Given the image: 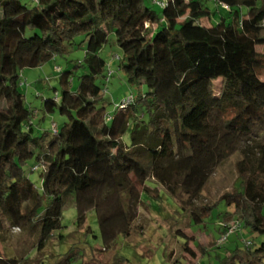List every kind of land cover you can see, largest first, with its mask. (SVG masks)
I'll return each mask as SVG.
<instances>
[{"label":"trees","instance_id":"1","mask_svg":"<svg viewBox=\"0 0 264 264\" xmlns=\"http://www.w3.org/2000/svg\"><path fill=\"white\" fill-rule=\"evenodd\" d=\"M210 1L224 6L226 16L212 22ZM160 6L158 15L145 0H0V236L21 229L36 237L40 251L74 205L78 227L95 211L101 250L110 251L135 232L143 198H160L149 182L174 198L182 192L196 200L242 142L264 137V0H164ZM110 34L123 52L114 59L118 68L139 89L114 115L106 112L103 84L112 67L100 56ZM76 44L85 49L75 66L84 74L62 71L53 95L37 94L43 117L35 123L38 110L26 105L21 72ZM55 112L66 122L38 132ZM256 149L257 159L246 155L238 163L234 193L222 198L233 206L220 227L224 239L234 230L230 222L264 234V183L256 174L264 172V144ZM30 162L31 172L41 173V188L29 178ZM213 206L203 208L206 217ZM203 218L193 212L188 225ZM96 250L85 251L80 264ZM28 252L0 257V264H22ZM76 252L73 246L50 263L74 264ZM113 261L128 263L118 254ZM221 261L264 264V241Z\"/></svg>","mask_w":264,"mask_h":264},{"label":"rangeland","instance_id":"2","mask_svg":"<svg viewBox=\"0 0 264 264\" xmlns=\"http://www.w3.org/2000/svg\"><path fill=\"white\" fill-rule=\"evenodd\" d=\"M162 1L164 0H145L146 5L158 15L162 14L160 6ZM208 6L214 12L212 22H216L221 16H226L224 6L219 7L214 1L208 2ZM201 24L209 27L210 21L203 19ZM80 40V38L77 39V43ZM259 50L264 52V46ZM100 56L111 63L113 70L109 82H103V84H106L104 96L110 103L106 107V112L114 115L116 105L124 99L136 97L139 89L128 84L126 75L118 68V62L114 60L116 56L122 58L123 52L116 44L113 34H110ZM84 57L85 49L76 44L69 47L64 55H57L42 66L24 69L21 72L23 84L20 86V90L25 95L26 105L38 110L34 118L35 123L43 117V113L40 111L41 97L51 96L54 94L53 88H59L60 72L71 70L77 75L84 74L83 69L75 67L76 64L83 62ZM260 79L264 81V72L260 73ZM99 84L101 85L102 82ZM220 86L221 82L216 81V94L219 93ZM140 90L143 91L145 88L142 87ZM37 94H40L41 97H38ZM66 120V117L55 112L41 121L42 129L41 127L36 128L38 132L40 130L42 132L49 130L53 122L61 126ZM259 134L263 135V132ZM259 143L264 144V137H255L250 142H242L238 150L216 168L196 200H188L182 192H178L177 197L174 198L158 184L149 182V186L157 188L160 198H146L147 196L143 198L147 200V206L144 203L140 204L138 219L134 224L135 232L127 238L121 236L115 249L101 250L103 243L95 211L90 210L87 213L85 224L78 227L76 223L77 210L74 205H71L62 214L64 228L55 232L56 234L46 248L37 251L35 236L33 237L21 229L12 228L0 236V257L16 256L20 258L29 251L28 254H31V258L22 264H40L46 255L52 253V257L48 261L51 264L50 262H55L58 254L67 252L76 246L78 259L74 264H80L85 251L91 254L90 251L96 249L92 258L86 257L87 261H84V264H112L115 254L128 259L127 264H221V260L231 255L236 249H244L247 243L259 245L264 241V234L254 232L248 226L239 228L238 225L231 222L229 224L234 230L225 239L223 238L225 236L220 233V227L224 224L225 217L233 212V206L228 205L227 200L222 198L226 194H233L237 187L239 181L238 163L245 159L246 155H249L252 160L258 158L259 153L256 147ZM32 166L33 162H30L29 178L38 188H41V173L40 171L31 172ZM256 174L258 180L264 183V172ZM213 204L209 216L206 217L203 208ZM193 212L203 215L204 218L202 222L192 219L193 224L189 226ZM179 230L182 232H178ZM60 234L64 236L61 238L62 242H60ZM191 236H194V240Z\"/></svg>","mask_w":264,"mask_h":264},{"label":"built area","instance_id":"3","mask_svg":"<svg viewBox=\"0 0 264 264\" xmlns=\"http://www.w3.org/2000/svg\"><path fill=\"white\" fill-rule=\"evenodd\" d=\"M115 59H117V56L115 57ZM109 69H110V65H109ZM113 72H112V70L110 69V71H109V75H111ZM130 101V99H128L127 100V102H129Z\"/></svg>","mask_w":264,"mask_h":264}]
</instances>
